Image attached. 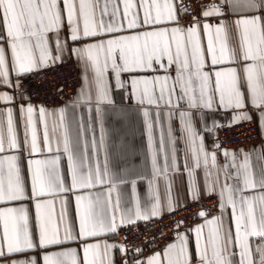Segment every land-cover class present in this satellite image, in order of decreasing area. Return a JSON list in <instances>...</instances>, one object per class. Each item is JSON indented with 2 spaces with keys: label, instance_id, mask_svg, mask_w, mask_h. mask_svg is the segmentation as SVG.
<instances>
[{
  "label": "snow or ice",
  "instance_id": "6c2138e0",
  "mask_svg": "<svg viewBox=\"0 0 264 264\" xmlns=\"http://www.w3.org/2000/svg\"><path fill=\"white\" fill-rule=\"evenodd\" d=\"M94 3H100V0H0V23L6 25L7 43L11 47L12 62L11 66L15 69L17 77L31 73L41 68L49 67L60 60V56L53 57L51 50L47 47L44 33L56 30L57 32L63 26L64 13H67V24L70 28V39L79 41L84 38H96L105 33H114L120 30L112 22L105 23L101 18L95 19ZM109 0H103L101 7V17L108 11ZM144 6V17L142 23L138 20V13L133 12L128 20V29H141L144 26H157L152 30L136 31L130 35L113 36L109 39H100L98 42L84 44L82 47L73 48L72 52L81 62L82 80L85 89H81V96L77 98L74 107L80 103H91L92 90L96 91L95 112L101 124V135L99 144H103V108L101 105L112 104L110 98V86L107 73L109 69L114 70L115 82L117 87H124L125 82L121 79L123 73L130 77V83L135 93V98L139 104H155L160 107L158 100H162L165 106L171 105L170 110L166 113L168 125L165 129L161 126L158 148L154 138V124L159 122L162 113L156 111L154 117L147 108L144 109V117L147 126L149 146L152 148V164L154 174L163 171L166 177L167 205L169 212L175 211L171 197V181L167 179V170L169 167L179 171V165L176 163V143L177 137L174 135L172 127L173 109H179L180 101L187 97V107L189 109H213L216 106L215 94L219 92V105L224 108H243L245 106V85L251 97V104L260 109L259 123L264 129V18L255 13H264V0H222V3L228 4L233 12L243 11L251 12L253 15L235 21L239 28L240 45L242 52L238 58L236 49L229 47V30L228 25L219 23L215 26L204 23L203 29L208 33V51L211 53V65H221L226 61H261V71L257 73L256 64H246L244 72L246 80L242 77L237 68L227 67L215 70V88L211 86L210 71H204L205 58L204 50L201 47L199 32L200 21H196L194 26L181 27L179 17L176 15V6L173 0H164L163 4L159 0H140ZM124 14L129 15L130 9L135 7L133 0H124ZM155 7V14L152 9ZM184 9L181 7V11ZM117 7L113 3L112 15L115 16ZM204 17L222 15L221 9L216 4L207 6L202 11ZM83 24L81 27L80 19ZM171 21L174 26L160 27L162 22ZM118 21L116 24L118 25ZM258 37V46L253 47L250 37ZM36 38V46L39 47V57L36 56L32 38ZM186 37V39H185ZM215 38V39H214ZM0 39H4L0 36ZM189 44L191 46V62L189 59ZM56 47L59 51L60 41L56 40ZM118 51V55H117ZM166 57V61H165ZM122 61V63L118 62ZM191 63H194L195 70H191ZM175 65V80H172L169 70ZM164 69L165 75H153L151 77L141 76L140 73L151 71L158 72ZM91 72V79L89 78ZM0 84H6L19 87L20 81L15 82L10 78L9 62L6 58V51L3 44H0ZM193 79L199 81V100L193 94L191 87ZM159 84V96L156 95L155 85ZM179 85V95L173 98V93L177 91ZM142 86V87H141ZM12 96L0 92V101L11 102ZM7 125H8V148H19L17 143L12 121V109L8 108ZM21 111L26 113L27 120L31 126V151L38 153L41 151L34 120V106L30 103L26 108L21 107ZM64 109H59V119L61 124L64 122ZM92 109H89L91 112ZM47 110L40 107L39 113L43 118ZM123 109L118 110L117 117L120 118ZM202 117V112H201ZM248 113H241L233 117V122L240 120H250ZM179 120L181 131L186 133V142L191 148L194 158V166L187 170L188 183L192 193V199L199 198V187L196 182L195 172L197 168H205V181L212 173L208 170L209 162L216 165L215 151L209 153L205 150L203 137H199V147L195 146L198 133L193 123L191 111H179ZM219 126L218 122L213 121V128ZM230 126V125H229ZM211 131V128H206ZM94 131V129H93ZM167 136V141L165 140ZM44 139L48 142L47 122L45 120ZM171 145V164H169V153L165 151L164 165L161 169L157 163V156L160 150H163L165 143ZM98 147L97 139L93 135L90 144L85 142L82 151L79 149V140L76 144L70 146V139L67 127H64L63 151L67 154V161L71 170V189H95L98 186L105 189L104 192H98L95 196L91 192L85 195L76 196V206L80 215V233L85 236L94 237L104 232H116L118 227L125 224H132L136 220L148 221L153 217H159L163 214L158 196L155 203L148 209H142L141 198L137 190L136 181H131V196L135 201L134 207L120 210L121 194L119 184L125 183L122 178L117 179L109 173L107 164L103 167L97 165L93 167L88 164L90 148ZM219 148V145H214ZM4 136L0 129V152H4ZM60 144L57 143L56 151L60 152ZM48 151H53L52 145L48 142ZM224 155L228 156L227 150ZM232 160L223 166L224 183L220 188V198L222 209L226 208L225 192H227L226 202L231 204L235 212L237 201L234 198L236 193L240 194L239 203L241 209L236 214V233L235 237L240 246V264H264V243L258 244L253 249L249 244V237H259L264 240V191L258 196L246 197L243 195L244 189L259 188L264 189V165L261 166L259 174L252 171L249 155L244 154L242 161H237L235 153H232ZM18 156H8L0 158V203L20 201L29 199L26 193L25 184L21 175V169L16 163ZM257 159L264 161V149L260 151ZM4 160L9 161L8 178L5 182L3 176ZM60 155H56L49 160L29 161L33 165L31 171V193L32 198L36 199V213L39 221V241L34 243L32 234L28 227V212L26 206L0 208V221L3 222V235L0 236V259L5 255L24 253L28 250H34L37 246L43 248L48 245H57L72 239L70 227L66 221V199L60 201V220L64 222L63 240L59 235V228L55 224L54 201L51 199H41L45 196L55 195L57 193L69 191L65 187L63 176L59 169ZM235 168L236 174L232 179L241 175L243 170V188L237 185L227 183L230 178L229 168ZM185 168L187 164L185 161ZM220 179L219 169L216 172V180ZM149 190L154 192V181L149 180ZM215 191L212 184L208 187V194ZM113 193H115L113 199ZM259 200L261 203L259 219L253 211V201ZM247 205V212L244 206ZM111 209L110 212L106 210ZM119 211V216L117 215ZM200 216H207L206 212L198 213ZM211 226L209 237L212 245V254L209 258L207 247L201 248V258L199 264H232L231 259L225 255L227 245L232 239L231 228L224 231L222 217H215L207 221ZM203 226L195 229L197 233V245L200 247V235ZM7 241V251L4 250L3 241ZM187 237H181L180 255L182 259L173 260L171 251L175 247L170 245L165 252L168 257L167 264H190L189 254L186 248ZM99 244L87 245L85 247V256L89 248L99 249ZM105 251L116 247V245L105 244ZM121 247H123L121 245ZM75 250H73L74 252ZM137 251H140L139 249ZM253 251L258 256L254 261ZM53 256L61 253H53ZM44 264H56L50 260L48 255L43 257ZM11 264H37L35 256L30 259L13 260ZM89 264H96V261H89ZM99 264H104L101 259ZM108 264H112L109 257ZM139 264V262H138ZM147 264H162L159 254L148 259Z\"/></svg>",
  "mask_w": 264,
  "mask_h": 264
},
{
  "label": "crops",
  "instance_id": "0c3cea01",
  "mask_svg": "<svg viewBox=\"0 0 264 264\" xmlns=\"http://www.w3.org/2000/svg\"><path fill=\"white\" fill-rule=\"evenodd\" d=\"M148 3H151V0H147ZM164 0H159L161 5ZM113 3H115L117 7L116 15L113 16ZM135 7L130 9L129 15L124 14V0H109L108 3V11L104 13L103 17H101V7L103 5V0H100V3H94V12L95 19L99 21L101 18L105 20V23L112 22L114 26H118L120 28L119 31L114 33H105L102 36L96 38H84L79 41H72L70 39V28L67 24V13L65 10L64 13V21L63 26L57 32L56 30H51L44 33L45 41L47 47L51 50V55L53 57L59 55L60 60L56 63L64 62L67 60H72L75 62L80 83L79 85L72 91L71 94H68L61 98L59 104L55 107H46L40 104H35L30 102L29 100L23 97H17L13 94L12 88L13 86L0 84V92L7 93L12 96L13 99L11 102L0 101V129L3 131L4 136V152H0V158L8 157V156H18L19 159L16 162L20 169L21 175L24 180L26 193L29 196V199H24L20 201H12V202H3L0 203V208L5 207H21L26 206L28 212V227L32 234V238L34 243L39 241V221L37 219L36 213V199L32 198L31 193V171L33 165L29 164V161L33 160H49L54 158L56 155L61 156V160L59 161V169L63 176L64 185L67 188H70L71 185V170L67 161V154L63 151V138H64V127H67L70 146L76 144L77 140H79V149L78 151H82L85 145V142L90 144L93 135H95L97 139L98 147L90 148L89 150V159L87 161L88 164L93 167L99 165L101 167L104 164H107V168L109 173L113 175L117 182L119 179H123L126 181L125 183L119 184V191L121 194V205L120 210L123 211L126 208L134 207L135 201L131 196V181L135 180L137 184V190L140 194L141 198V207L142 209H148L151 207L153 203L156 201V197L158 196L160 205L163 209V212H166L167 205V192H166V177L163 171H160L154 174L153 164H152V148L149 146L148 140V132L147 126L144 117V109L147 108L154 117L156 111H160L162 113L161 119L159 122L154 124L153 129V138L154 141L159 148V138L161 132V126L165 129V134L167 130L168 120L166 113L170 110L171 105L165 106L162 100H158L160 107L157 108L155 104L148 105L146 102L144 104H139L135 98V93L132 89L130 83V77L127 73H123L121 75V79L125 82L124 87H117L115 82V73L114 70L109 69L107 73V77L109 80L110 86V98L113 101L112 104H104L101 105L103 108V135L104 142L103 144H99V137L101 135V124L99 119L97 118V113L95 112V104H96V91L95 88L92 90V101L91 103H80L79 105L74 107V104L77 101V98L81 96V89H85L84 82L82 80V67L80 66V61L77 56L72 52L73 48L82 47L84 44H90L98 42L100 39H109L113 36L119 35H130L134 34L136 31H146L152 30L153 27L157 26H144L141 29H128L127 23L133 12L138 13V20L142 23L144 17V6L140 3V0H133ZM173 3L176 6V15L178 16V8H177V0H173ZM228 14L226 15H217L211 17H203L199 20H194L190 22H186L180 24L181 27L187 28L195 25L196 21H200L201 27L199 32V38L201 47L204 50V58H205V66L204 71H210L212 73L211 76V86L215 88V70H219L220 68L234 67L237 68L239 74L245 78L246 73L244 72V67L246 64L255 63L256 71L259 73L261 69V61H243L242 59H238V61H226L221 65L212 66L211 65V53L208 51V33L203 29V24L207 23L210 25H217L219 23H225L228 25L229 30V47H234L237 52V56L239 58L242 49L240 45V33L239 28L235 24V21L245 18L247 16L253 15L251 12H243L236 11L233 12L230 10V6L227 4ZM153 15L155 14V7L152 9ZM257 15H261L264 18V13H255ZM118 21V25L116 24ZM81 27L83 24L82 17L80 19ZM160 27H169L171 28L174 24L171 21H164L160 25ZM0 36H3L4 39H0V44H3L6 51V58L9 62L10 68V78L15 82L19 77H17L15 69L11 66L12 62V51L10 45L7 43V31L6 25L0 23ZM60 41V49L58 51L56 47V40ZM186 39V37H185ZM215 39V38H214ZM251 43L254 48L258 46V37L253 35L250 37ZM32 44L34 46L35 54L39 57V47L36 46V38H32ZM118 55V51H117ZM189 59L191 62V46L189 44ZM166 61V57H165ZM118 62L122 63V61ZM55 63V64H56ZM191 70H195L194 63H191ZM165 71L161 68L158 72L153 73L151 71L140 73L141 76L151 77L153 75H165ZM171 76L172 80H175V65H173L172 69L167 73ZM25 75V74H24ZM23 76V75H22ZM89 78L91 79V72H89ZM2 79V78H0ZM142 87V86H141ZM193 94L199 100V81L193 79L191 85ZM177 91L173 93V98L175 99L179 93V85L176 86ZM156 95L159 96V84L155 85ZM87 91V89H85ZM245 92V106L243 108H224L219 105V92L217 91L215 94V103L216 106L213 109H189L187 107V97L183 101H180L179 109H173L174 115L172 118V127L174 131V135H176L177 143H176V163L179 165V171H176L174 168L169 167L167 170V179L171 181V197L174 207L181 206L189 201L196 200L192 199L191 189L188 183V175L187 170L193 168L194 166V158L193 153L191 151L190 146L186 142V133L182 132L181 124L179 120V111H191L193 123L198 133L195 146L199 147V137H203V144L206 151L209 153L215 151L216 153V165H212L209 162L208 170L212 173L211 176L208 177V181H205V168L203 163L200 168L196 169L195 176L196 182L199 187V198L208 195V187L212 184L215 188V191L212 192L217 195L219 200V208L213 214L207 215L203 218H200L190 224L189 226L181 227L177 230L174 236L169 237L162 245L150 251L146 256V264L150 257L159 254V259L162 264H167L168 257L165 255V252L169 249L170 245H174L175 247L171 251L172 259L175 261L177 259H182L180 255V245L182 243L181 237H187L186 240V248L190 258V264H199L201 258V248L206 246L208 250L209 258H211L212 254V245L209 237V229L210 225L207 221L213 220L215 217H222L224 231L227 232L228 228H231L232 239L227 245V251L225 255L228 256L232 264H240V246L239 242L235 237L236 233V214L241 209V205L239 203L240 194H235V199L237 201L236 210L234 212L232 205L227 204L226 197L227 192H225V203L226 208L222 209L220 207L221 198H220V188L224 183V174H223V166L228 164L232 160V153H235L237 161H242L244 158V154L247 153L249 155L250 164L252 167V171L259 174V170L262 165H264V161H260L257 159L258 154L262 149H264V129L261 128L259 123L258 113L260 111L259 108L253 106L251 104L250 93L245 88L243 89ZM34 106V120L37 131L38 143L41 151L38 153H34L31 151V126L28 123L26 113L21 111V107L26 108L28 104ZM44 107L47 112L45 117H41L39 113L40 107ZM11 108L12 111V121H13V130L19 144V148L9 149L8 148V125H7V112L6 109ZM63 108L64 111V122L61 124L59 119V109ZM89 109H92L89 112ZM123 109V112L120 115V118L117 117L118 110ZM202 112V117H201ZM248 113L251 116L252 121H255L258 124L260 140L254 144L242 147H233V148H215L216 142L211 139L212 133L219 127L227 126L231 124H235L237 122H233L234 116H239L241 113ZM45 120L47 122V130H48V142L51 143L53 151H48V142L44 139V126ZM213 121L218 122L217 127L213 128ZM246 121V120H240ZM206 128H211V131H206ZM94 129V131H93ZM165 140L167 141V136L165 135ZM60 144V152L56 151L57 143ZM224 150H227L229 155H224ZM165 151L169 153V164H171V145L167 142L163 146V150L158 152L157 163L158 166L162 169L164 165V155ZM185 161L187 164V168H185ZM8 167L9 161L4 160L3 164V176L5 182H7L8 178ZM219 169L220 179L216 180V172ZM230 178L227 183L229 185H237L243 188V170H241V175L236 179H232V176H235L236 169L229 168ZM149 180L154 181V192H150L149 190ZM105 189L98 186L95 189H71L66 192L57 193L55 195L45 196L41 199H51L54 201V209H55V224L59 228L60 238L63 240L64 237V222L60 220L59 212H60V201L61 199H66V221L70 227V235L72 239L63 242L57 245H48L46 247L37 246L34 250H28L24 253L5 255L2 259H0V264H11L13 260L17 259H30L35 256L37 259V264H44L43 257L48 255L50 260L55 261L56 264H89V261H96V264H99V261L102 259L104 264H108L109 257L111 258L112 264H126L125 263V255L123 252V248L120 243L116 241L115 232H104L98 236L89 237L82 235L80 233V215L79 210L76 206V196L85 195L91 192L93 196H95L98 192H104ZM264 191V189L259 188H248L244 189L243 195L246 197L258 196L260 192ZM115 193H113L114 199ZM198 198V199H199ZM261 209V203L259 200L253 201V211L259 219ZM111 209L106 210L110 212ZM119 211L117 215L119 216ZM244 211L247 212V205L244 206ZM144 220H136L134 223L141 222ZM126 225V224H125ZM199 226L202 227L201 235H200V247L197 245V233L195 229ZM3 235V222L0 221V236ZM4 250L7 251V241H3ZM264 243L259 237H249V244L254 249L256 245ZM99 244V249L89 248L87 252V257L85 256V247L87 245ZM105 244L108 245H116V247L108 249L105 251ZM73 250H75L73 252ZM53 253H61V255L53 256ZM253 259L254 261L258 260V256L253 251Z\"/></svg>",
  "mask_w": 264,
  "mask_h": 264
},
{
  "label": "built area",
  "instance_id": "2783aa9c",
  "mask_svg": "<svg viewBox=\"0 0 264 264\" xmlns=\"http://www.w3.org/2000/svg\"><path fill=\"white\" fill-rule=\"evenodd\" d=\"M211 4L220 7L222 15L228 14L227 4L222 0H177L179 23L203 18L202 11ZM181 7L184 9L181 11ZM19 87L12 88L13 94L30 102L46 107H55L62 97L71 94L79 85L80 79L74 61L67 60L40 70L27 73L19 78ZM211 139L221 148L242 147L260 140L258 124L246 120L217 128ZM219 208L216 194L203 196L175 208V211L163 212L159 217L148 221L126 224L118 227L115 238L123 247L126 264H146V256L162 245L177 230L189 226L205 216L198 213L213 214ZM140 251H137V250Z\"/></svg>",
  "mask_w": 264,
  "mask_h": 264
}]
</instances>
